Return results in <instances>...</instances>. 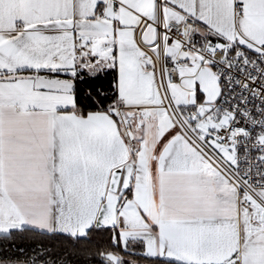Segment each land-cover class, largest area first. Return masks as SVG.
Here are the masks:
<instances>
[{
    "label": "snow or ice",
    "instance_id": "6c2138e0",
    "mask_svg": "<svg viewBox=\"0 0 264 264\" xmlns=\"http://www.w3.org/2000/svg\"><path fill=\"white\" fill-rule=\"evenodd\" d=\"M80 258L264 264V0H0V264Z\"/></svg>",
    "mask_w": 264,
    "mask_h": 264
},
{
    "label": "trees",
    "instance_id": "16d2710c",
    "mask_svg": "<svg viewBox=\"0 0 264 264\" xmlns=\"http://www.w3.org/2000/svg\"><path fill=\"white\" fill-rule=\"evenodd\" d=\"M96 86L98 87L99 85H96ZM106 86L107 85L105 84V87ZM81 87L84 88V89H87V88L91 87V85L88 84V83H85V84H82ZM41 240L45 244H56L58 247L61 246V244H62L61 241H51V240H49L46 237H40V236L34 235L32 233H26L23 239H18L17 240V244L20 247L28 249V248H32V247L37 246V244ZM65 246H67V245H65ZM80 247H86V245H80ZM89 263H91V262H86L83 258H80V260H79V264H89Z\"/></svg>",
    "mask_w": 264,
    "mask_h": 264
},
{
    "label": "rangeland",
    "instance_id": "374dc122",
    "mask_svg": "<svg viewBox=\"0 0 264 264\" xmlns=\"http://www.w3.org/2000/svg\"><path fill=\"white\" fill-rule=\"evenodd\" d=\"M89 264H91V263H89Z\"/></svg>",
    "mask_w": 264,
    "mask_h": 264
}]
</instances>
